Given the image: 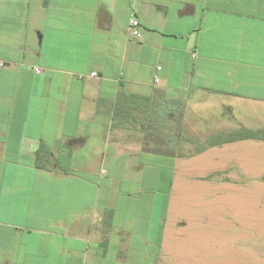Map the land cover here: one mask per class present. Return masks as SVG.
I'll return each mask as SVG.
<instances>
[{
    "label": "crops",
    "instance_id": "crops-1",
    "mask_svg": "<svg viewBox=\"0 0 264 264\" xmlns=\"http://www.w3.org/2000/svg\"><path fill=\"white\" fill-rule=\"evenodd\" d=\"M119 91L182 130L119 141ZM240 128L264 134V0H0V264H264V139Z\"/></svg>",
    "mask_w": 264,
    "mask_h": 264
},
{
    "label": "rangeland",
    "instance_id": "rangeland-1",
    "mask_svg": "<svg viewBox=\"0 0 264 264\" xmlns=\"http://www.w3.org/2000/svg\"><path fill=\"white\" fill-rule=\"evenodd\" d=\"M149 114L141 110H132L129 117L127 118L113 119L111 122L112 136L118 138L119 141H124V142L151 141L152 143L155 144L165 145L169 141L168 136L170 135L171 131L182 130L180 121L178 122L177 120L172 121L171 119H166L163 121V124L158 125V123L154 119H152ZM223 114L228 116L227 118H225V120L231 122L235 121L231 119L227 113H223ZM187 115L194 116V119L190 120L192 121V123L197 125L199 124L200 126L204 127L207 122L204 121V119L211 122L212 119H209L206 116L214 115V111L212 107L202 105L201 102H196L195 107L187 111ZM177 123L179 125L178 127H177ZM245 130L248 129L246 128L238 129V131L240 132H243ZM193 137L195 139L201 137L203 138L204 136L200 137L199 135H193ZM188 145L190 146H150V147L151 149L154 150L173 152L177 154L190 153L192 151H195L197 148L202 147L199 146L198 144L195 145V143L192 144L188 143ZM257 205L258 204L256 200H253L254 210H256V212H264V208H260V207L258 208Z\"/></svg>",
    "mask_w": 264,
    "mask_h": 264
},
{
    "label": "trees",
    "instance_id": "trees-1",
    "mask_svg": "<svg viewBox=\"0 0 264 264\" xmlns=\"http://www.w3.org/2000/svg\"><path fill=\"white\" fill-rule=\"evenodd\" d=\"M100 101L98 102L99 105ZM167 109L168 103L161 102L152 97L136 96L134 94H127L125 92L119 91L114 106L112 107V117L117 118H127L129 117L132 110H141L149 114L152 119H154L158 125L163 124V121L167 119ZM231 140L235 139H264V134H258L249 130L243 132L237 131V133H232L229 136ZM48 150L46 148H40L39 154L36 159V165L39 168L48 169ZM112 211L107 209L105 211L104 223L109 225L110 215Z\"/></svg>",
    "mask_w": 264,
    "mask_h": 264
},
{
    "label": "built area",
    "instance_id": "built-area-1",
    "mask_svg": "<svg viewBox=\"0 0 264 264\" xmlns=\"http://www.w3.org/2000/svg\"><path fill=\"white\" fill-rule=\"evenodd\" d=\"M129 32L133 35V36H139L140 35V31H141V27H140V21L136 15V13L133 11L130 15V19H129ZM157 70L160 69V66H157L156 67ZM33 70L37 73H40L41 72V68L37 67V66H34L33 67ZM94 75V73H93ZM153 81L154 83H157L159 82V77L158 75H155L153 77Z\"/></svg>",
    "mask_w": 264,
    "mask_h": 264
}]
</instances>
